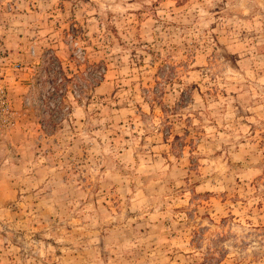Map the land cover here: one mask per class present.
Instances as JSON below:
<instances>
[{"label":"rangeland","instance_id":"rangeland-1","mask_svg":"<svg viewBox=\"0 0 264 264\" xmlns=\"http://www.w3.org/2000/svg\"><path fill=\"white\" fill-rule=\"evenodd\" d=\"M0 264H264V0H0Z\"/></svg>","mask_w":264,"mask_h":264},{"label":"trees","instance_id":"trees-1","mask_svg":"<svg viewBox=\"0 0 264 264\" xmlns=\"http://www.w3.org/2000/svg\"><path fill=\"white\" fill-rule=\"evenodd\" d=\"M47 66H50V68H51V64L50 63H48L47 64ZM47 69V68H46ZM59 70V69H58ZM55 72V74L54 75H56L57 73H56V71H54ZM60 72V71H59ZM55 78H56V76H55Z\"/></svg>","mask_w":264,"mask_h":264}]
</instances>
